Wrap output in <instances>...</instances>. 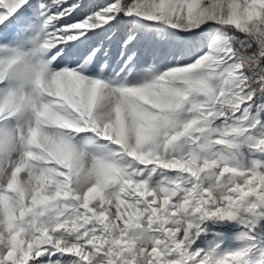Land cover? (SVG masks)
<instances>
[{"label": "snow or ice", "instance_id": "1", "mask_svg": "<svg viewBox=\"0 0 264 264\" xmlns=\"http://www.w3.org/2000/svg\"><path fill=\"white\" fill-rule=\"evenodd\" d=\"M0 264H264V0H0Z\"/></svg>", "mask_w": 264, "mask_h": 264}]
</instances>
